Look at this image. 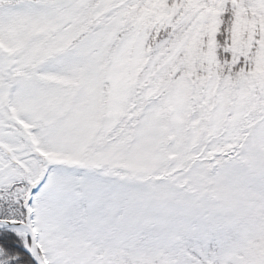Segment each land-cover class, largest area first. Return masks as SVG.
Wrapping results in <instances>:
<instances>
[{
  "label": "snow or ice",
  "instance_id": "1",
  "mask_svg": "<svg viewBox=\"0 0 264 264\" xmlns=\"http://www.w3.org/2000/svg\"><path fill=\"white\" fill-rule=\"evenodd\" d=\"M0 264H264V0H0Z\"/></svg>",
  "mask_w": 264,
  "mask_h": 264
}]
</instances>
